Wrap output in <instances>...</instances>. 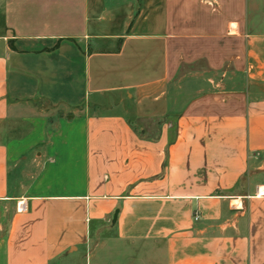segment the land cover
Masks as SVG:
<instances>
[{"label": "crops", "instance_id": "crops-1", "mask_svg": "<svg viewBox=\"0 0 264 264\" xmlns=\"http://www.w3.org/2000/svg\"><path fill=\"white\" fill-rule=\"evenodd\" d=\"M79 253L264 264V0H0V264Z\"/></svg>", "mask_w": 264, "mask_h": 264}, {"label": "rangeland", "instance_id": "rangeland-1", "mask_svg": "<svg viewBox=\"0 0 264 264\" xmlns=\"http://www.w3.org/2000/svg\"><path fill=\"white\" fill-rule=\"evenodd\" d=\"M76 256H77V258H76L77 260L75 259L74 262H79V264H82L83 261H84V260H83L84 258L82 257V254L79 253V254L76 255ZM76 256H75V257H76ZM83 264H84V263H83Z\"/></svg>", "mask_w": 264, "mask_h": 264}, {"label": "built area", "instance_id": "built-area-1", "mask_svg": "<svg viewBox=\"0 0 264 264\" xmlns=\"http://www.w3.org/2000/svg\"><path fill=\"white\" fill-rule=\"evenodd\" d=\"M27 208V205L24 202L20 203L19 209L20 210H25ZM196 218H198V215H196Z\"/></svg>", "mask_w": 264, "mask_h": 264}]
</instances>
